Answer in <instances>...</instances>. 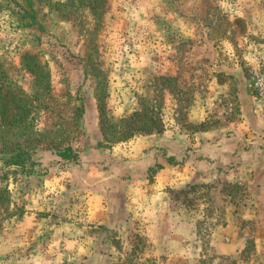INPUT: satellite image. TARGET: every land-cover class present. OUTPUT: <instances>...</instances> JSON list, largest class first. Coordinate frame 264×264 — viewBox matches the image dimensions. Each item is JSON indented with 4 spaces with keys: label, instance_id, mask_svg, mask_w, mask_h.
Masks as SVG:
<instances>
[{
    "label": "rangeland",
    "instance_id": "374dc122",
    "mask_svg": "<svg viewBox=\"0 0 264 264\" xmlns=\"http://www.w3.org/2000/svg\"><path fill=\"white\" fill-rule=\"evenodd\" d=\"M256 47L264 0H0L1 92L29 111L6 104L0 158L37 150L3 182L0 264H264Z\"/></svg>",
    "mask_w": 264,
    "mask_h": 264
},
{
    "label": "trees",
    "instance_id": "16d2710c",
    "mask_svg": "<svg viewBox=\"0 0 264 264\" xmlns=\"http://www.w3.org/2000/svg\"><path fill=\"white\" fill-rule=\"evenodd\" d=\"M24 67L27 69V72L31 74H35L36 79H35V84L38 86L39 90L41 92H45V94L49 93V83H48V74H46L47 69H45V66L40 65V63L35 60L31 56H26L24 60ZM37 98V97H36ZM26 100L25 98H22L20 96H16L14 94H11L10 97L6 96L5 93L1 92L0 88V118L5 119V113L7 111V108L5 107L8 102L10 104H13L15 106V109L17 111L22 112L21 115V120L20 115L16 113V116L14 117L17 118L16 124H20L23 122V119L26 117L28 114V110L25 109L24 105L22 103ZM99 107V106H98ZM102 108L99 109L100 114ZM82 113V111H81ZM134 117L138 118L140 122L143 124V128L141 129L142 131L146 133H151L152 131L160 132V126H159V121L154 119L155 117H148L146 112L143 113H135L133 115ZM0 119V120H2ZM1 122V121H0ZM23 125H20L22 127ZM103 129V127H102ZM104 135V140H106V136ZM131 138L130 134L124 135L122 138L118 139H112L114 141H110V143H117L121 141H126L127 139ZM37 151L35 149V145L33 148L29 149H13V150H5V152L2 155V160L3 163V168L0 169V171H3V175H0V204H8L10 203V192L8 190V187L6 184H3L5 182L4 180L8 179L7 174L11 171L14 176L19 173L20 170H25V167L27 164H30L31 166V160L33 153ZM60 157L64 160H75L77 156L75 154H72V150L70 147H66L63 151H60L58 153Z\"/></svg>",
    "mask_w": 264,
    "mask_h": 264
},
{
    "label": "built area",
    "instance_id": "2783aa9c",
    "mask_svg": "<svg viewBox=\"0 0 264 264\" xmlns=\"http://www.w3.org/2000/svg\"><path fill=\"white\" fill-rule=\"evenodd\" d=\"M242 62L251 94L264 107V52L257 47L252 48L243 55Z\"/></svg>",
    "mask_w": 264,
    "mask_h": 264
},
{
    "label": "crops",
    "instance_id": "0c3cea01",
    "mask_svg": "<svg viewBox=\"0 0 264 264\" xmlns=\"http://www.w3.org/2000/svg\"><path fill=\"white\" fill-rule=\"evenodd\" d=\"M191 121L196 123V117L194 116V118H192Z\"/></svg>",
    "mask_w": 264,
    "mask_h": 264
}]
</instances>
